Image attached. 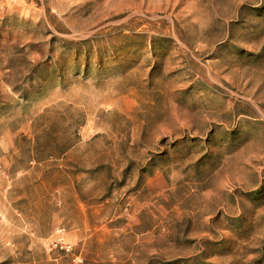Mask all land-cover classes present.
Here are the masks:
<instances>
[{"label": "rangeland", "instance_id": "1", "mask_svg": "<svg viewBox=\"0 0 264 264\" xmlns=\"http://www.w3.org/2000/svg\"><path fill=\"white\" fill-rule=\"evenodd\" d=\"M0 264H264V0H0Z\"/></svg>", "mask_w": 264, "mask_h": 264}, {"label": "built area", "instance_id": "2", "mask_svg": "<svg viewBox=\"0 0 264 264\" xmlns=\"http://www.w3.org/2000/svg\"><path fill=\"white\" fill-rule=\"evenodd\" d=\"M58 233H62V229H57ZM60 244V247L63 249L65 247V240L64 238L62 237V234L60 236H58V241H55V245H59Z\"/></svg>", "mask_w": 264, "mask_h": 264}]
</instances>
